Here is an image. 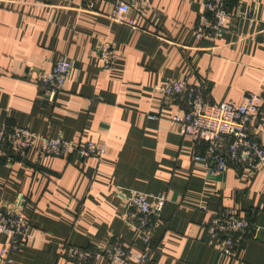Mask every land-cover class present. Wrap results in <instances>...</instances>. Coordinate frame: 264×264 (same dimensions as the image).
<instances>
[{"label": "crops", "instance_id": "1", "mask_svg": "<svg viewBox=\"0 0 264 264\" xmlns=\"http://www.w3.org/2000/svg\"><path fill=\"white\" fill-rule=\"evenodd\" d=\"M201 2L149 0L140 15L127 12L136 23L129 26L109 16L112 0H0V125L106 144L99 160L34 149L24 163L0 159V202L23 195L29 223V240L9 253L10 264H81L66 258L67 245L98 247L110 238L140 251L123 220L132 190L166 196L150 255L156 264H264L261 172L230 164L211 173L193 163L202 145L170 121L183 103L153 92L178 78L204 83L213 101L264 93V0H228L236 15L221 36L196 42ZM105 39L118 55L110 70L96 53ZM60 55L72 66L49 100L37 79ZM254 132L264 143V130ZM226 208L257 224L231 261L207 233L211 213ZM5 246L0 236V251ZM88 264L110 263L100 257Z\"/></svg>", "mask_w": 264, "mask_h": 264}, {"label": "built area", "instance_id": "2", "mask_svg": "<svg viewBox=\"0 0 264 264\" xmlns=\"http://www.w3.org/2000/svg\"><path fill=\"white\" fill-rule=\"evenodd\" d=\"M148 3L149 0H112L109 16L133 26L135 19L129 18L127 12L134 9L140 15ZM235 15L236 9L228 0H202L192 30L193 39L196 42L203 38L218 39ZM96 53L102 68L110 70L114 67L118 55L112 41H101ZM71 66L70 59L60 55L53 60L50 70L39 74L37 83L47 99L54 100L63 90ZM153 92L183 101V106L173 113L170 121L175 132L189 136L195 145H202V151L195 150L193 163L201 164L211 173H221L230 164L249 165L261 172L264 188V143L254 132V127L264 130V93L248 92L238 102L213 101L204 83L190 84L178 78L166 79L155 86ZM30 149L39 155L61 157L75 153L82 160L88 157L99 160L105 154L106 144L96 141L79 144L15 124L0 125V159L24 163ZM25 201L23 195H17L11 202H0V236L5 237L7 244L0 251V259L6 264L11 263L9 253L29 240ZM165 201L164 193L148 194L137 190L127 193L123 220L141 240L140 251L133 250L118 238H110L98 247L67 245L64 249L66 258L81 264L92 263L100 257H105L110 264H156L150 255ZM256 230L257 224L251 217L230 208L211 213L207 223L209 243L228 261L237 257L242 245Z\"/></svg>", "mask_w": 264, "mask_h": 264}, {"label": "trees", "instance_id": "3", "mask_svg": "<svg viewBox=\"0 0 264 264\" xmlns=\"http://www.w3.org/2000/svg\"><path fill=\"white\" fill-rule=\"evenodd\" d=\"M180 102H181V103H183V101H182V100H180Z\"/></svg>", "mask_w": 264, "mask_h": 264}]
</instances>
